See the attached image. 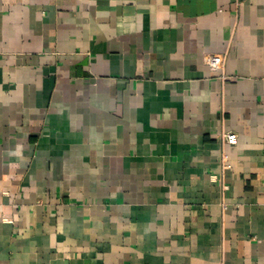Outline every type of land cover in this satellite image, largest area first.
Here are the masks:
<instances>
[{"label":"crops","instance_id":"crops-1","mask_svg":"<svg viewBox=\"0 0 264 264\" xmlns=\"http://www.w3.org/2000/svg\"><path fill=\"white\" fill-rule=\"evenodd\" d=\"M0 264H264V0H0Z\"/></svg>","mask_w":264,"mask_h":264},{"label":"built area","instance_id":"built-area-1","mask_svg":"<svg viewBox=\"0 0 264 264\" xmlns=\"http://www.w3.org/2000/svg\"><path fill=\"white\" fill-rule=\"evenodd\" d=\"M224 59L225 58L223 55H218V54L208 55L204 57V63L211 72L216 73L223 71ZM220 78L224 81L227 77L222 72ZM221 137L227 145L234 146L237 143V136L234 133H224L222 134ZM224 168L227 169L228 167L225 165ZM226 188L227 187L224 186L223 190H225Z\"/></svg>","mask_w":264,"mask_h":264}]
</instances>
